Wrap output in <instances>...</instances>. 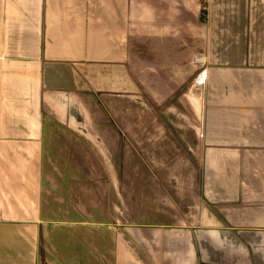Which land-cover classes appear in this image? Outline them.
Instances as JSON below:
<instances>
[{
    "label": "crops",
    "instance_id": "1",
    "mask_svg": "<svg viewBox=\"0 0 264 264\" xmlns=\"http://www.w3.org/2000/svg\"><path fill=\"white\" fill-rule=\"evenodd\" d=\"M0 264H264V0H0Z\"/></svg>",
    "mask_w": 264,
    "mask_h": 264
},
{
    "label": "built area",
    "instance_id": "2",
    "mask_svg": "<svg viewBox=\"0 0 264 264\" xmlns=\"http://www.w3.org/2000/svg\"><path fill=\"white\" fill-rule=\"evenodd\" d=\"M200 57H197V60H200ZM208 80V69L206 66L202 67L197 73L194 82L198 85H205Z\"/></svg>",
    "mask_w": 264,
    "mask_h": 264
}]
</instances>
